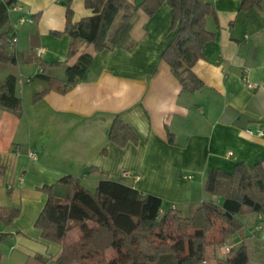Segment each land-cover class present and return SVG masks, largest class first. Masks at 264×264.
Masks as SVG:
<instances>
[{
  "label": "crops",
  "instance_id": "crops-1",
  "mask_svg": "<svg viewBox=\"0 0 264 264\" xmlns=\"http://www.w3.org/2000/svg\"><path fill=\"white\" fill-rule=\"evenodd\" d=\"M205 1L213 7L205 25L214 37L191 68L201 83L197 89L184 90L160 57L174 36L171 8L163 2L149 18L138 12L131 50L93 53L75 86L34 100L47 86L40 75L64 80L65 68L81 53L67 57L64 3L72 23L93 12L84 0H17L21 10L9 12L17 61L0 69V80L15 77L22 104L19 116L0 109V208L12 207L17 215L7 222L0 217V264H58L61 244L45 240L34 223L47 200L42 186L69 193L58 182L63 177L77 178L91 192L107 178L188 215L202 201L221 203V195L203 187L210 171L230 174L238 164L264 170V135L255 134L264 128V4L249 21L239 0ZM115 116L136 141L120 145L108 138ZM238 219L242 228L224 242L233 249L246 242L249 264H264V214ZM78 236L76 226L66 233L69 242ZM218 246L205 247L202 264L227 257Z\"/></svg>",
  "mask_w": 264,
  "mask_h": 264
},
{
  "label": "trees",
  "instance_id": "trees-1",
  "mask_svg": "<svg viewBox=\"0 0 264 264\" xmlns=\"http://www.w3.org/2000/svg\"><path fill=\"white\" fill-rule=\"evenodd\" d=\"M163 2L171 8L170 28L174 36L160 57L184 90L197 89L201 83L191 68L201 57L202 46L214 37L205 25L206 18L214 14L209 2L84 0V6L93 13L77 23L71 22L72 10L68 2L64 3V33L69 38L67 57L81 53L65 68L64 80L40 75L47 86L34 93L33 99H39L49 90L62 94L75 86L93 53L114 48L131 50L136 42L130 30L138 12L149 18ZM239 2L240 12L249 21L257 19V10L264 4V0ZM14 3L17 0H0V69L17 61L9 44L15 34L9 17V8ZM86 48L90 50L87 52ZM14 88L13 75L0 80V109L19 116L22 104ZM107 136L120 145L136 141L130 127L117 116ZM58 182L69 187V193L61 196L54 185L42 186L47 200L34 223L45 240L61 244L58 264H198L205 258L206 246L220 245L242 228L238 216L247 212L264 214V170L260 164L250 168L238 164L230 174L210 171L203 187L207 193L221 195L223 199L220 204L202 201L188 215L174 206H163L162 200L153 194H141L107 178L99 180L93 192L72 176ZM16 215L17 210L12 207L0 208V217L6 222ZM72 226H76L79 236L69 242L66 233ZM3 236L0 234V244ZM249 262L248 245L243 241L218 264Z\"/></svg>",
  "mask_w": 264,
  "mask_h": 264
},
{
  "label": "built area",
  "instance_id": "built-area-1",
  "mask_svg": "<svg viewBox=\"0 0 264 264\" xmlns=\"http://www.w3.org/2000/svg\"><path fill=\"white\" fill-rule=\"evenodd\" d=\"M10 11H15V10H21V7L20 5L17 3H14L10 6L9 8ZM26 19L24 17H20L19 19V22H24ZM16 42V36H12L11 40H10V46L13 47L14 44ZM42 53V49L41 48H38L36 51H35V54L36 56H40ZM250 132V131H249ZM256 135H264V128H259L256 130L255 132ZM28 156L31 157V158H35L36 156V153L34 151H28ZM218 249H219V253L224 255V256H228V254L230 253V251L233 249V245L232 244H229L227 242H224V243H221L219 246H218Z\"/></svg>",
  "mask_w": 264,
  "mask_h": 264
},
{
  "label": "rangeland",
  "instance_id": "rangeland-1",
  "mask_svg": "<svg viewBox=\"0 0 264 264\" xmlns=\"http://www.w3.org/2000/svg\"><path fill=\"white\" fill-rule=\"evenodd\" d=\"M198 264H202V263H198Z\"/></svg>",
  "mask_w": 264,
  "mask_h": 264
},
{
  "label": "water",
  "instance_id": "water-1",
  "mask_svg": "<svg viewBox=\"0 0 264 264\" xmlns=\"http://www.w3.org/2000/svg\"><path fill=\"white\" fill-rule=\"evenodd\" d=\"M135 221H136V219H135Z\"/></svg>",
  "mask_w": 264,
  "mask_h": 264
}]
</instances>
